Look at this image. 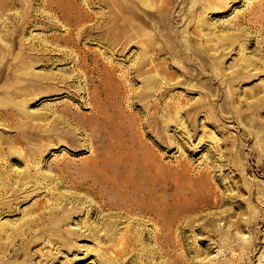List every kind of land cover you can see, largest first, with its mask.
<instances>
[{
    "label": "rangeland",
    "instance_id": "rangeland-1",
    "mask_svg": "<svg viewBox=\"0 0 264 264\" xmlns=\"http://www.w3.org/2000/svg\"><path fill=\"white\" fill-rule=\"evenodd\" d=\"M0 264H264V0H0Z\"/></svg>",
    "mask_w": 264,
    "mask_h": 264
}]
</instances>
